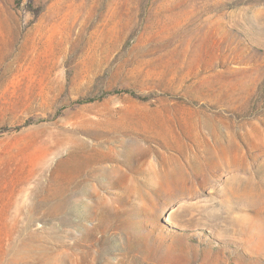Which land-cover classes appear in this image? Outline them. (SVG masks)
I'll return each instance as SVG.
<instances>
[{"label": "rangeland", "instance_id": "374dc122", "mask_svg": "<svg viewBox=\"0 0 264 264\" xmlns=\"http://www.w3.org/2000/svg\"><path fill=\"white\" fill-rule=\"evenodd\" d=\"M59 254L264 264V0H0V264Z\"/></svg>", "mask_w": 264, "mask_h": 264}, {"label": "bare ground", "instance_id": "6f19581e", "mask_svg": "<svg viewBox=\"0 0 264 264\" xmlns=\"http://www.w3.org/2000/svg\"><path fill=\"white\" fill-rule=\"evenodd\" d=\"M216 144L219 146L221 145L218 140H216ZM157 174L161 178H166V179L170 180L168 183L176 181L175 174L172 170L164 172V173L160 172ZM71 261L73 262L71 257H65L64 255L59 254L57 257H55V259L53 261L45 259L43 261V264H72Z\"/></svg>", "mask_w": 264, "mask_h": 264}]
</instances>
